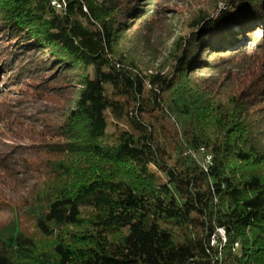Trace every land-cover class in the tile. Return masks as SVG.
<instances>
[{
  "label": "trees",
  "instance_id": "obj_1",
  "mask_svg": "<svg viewBox=\"0 0 264 264\" xmlns=\"http://www.w3.org/2000/svg\"><path fill=\"white\" fill-rule=\"evenodd\" d=\"M257 24L264 0H0V46L44 89L0 264H264V58L230 79Z\"/></svg>",
  "mask_w": 264,
  "mask_h": 264
},
{
  "label": "rangeland",
  "instance_id": "obj_2",
  "mask_svg": "<svg viewBox=\"0 0 264 264\" xmlns=\"http://www.w3.org/2000/svg\"><path fill=\"white\" fill-rule=\"evenodd\" d=\"M53 3L54 2H52L51 5L56 9H59V5H53ZM191 4L194 3L192 2ZM192 8L195 9V5L192 6ZM194 9H192V11ZM161 18V26L166 29V34L177 35L182 28H185L190 19V15L188 16L187 13H174L172 10H166L164 11V14L161 15ZM256 30H258V32ZM262 31H264V24L251 26L249 38L252 40L254 39V41H257L261 45L259 47L251 46L250 40L248 38L249 41L245 44V46L240 47L243 51L238 55L236 61L233 63V65H236V68L230 70V79L232 83L238 84L240 81H243L242 76L247 73H252V75L261 73L260 67H262L261 64L264 58V46H262V43L259 40H261V36L264 34H262ZM255 33L258 37L256 40ZM171 42L172 38H165V47L167 48ZM240 43H243V41H240ZM4 49L5 48L0 46V69L3 66L7 67L9 64V71L6 75L0 74V80L2 81V87L10 84V90H8L7 93H4L7 90L3 89V97H5L3 100L4 106L2 105L4 111L3 113L9 121H12L14 117L21 118H19V120H15L13 126L6 124L5 118L0 120V166H2V169H0V176L3 174L7 176L8 172L10 175V177L8 176L7 181L8 184L10 183L9 185L4 184V182H0V205L2 204L3 200L12 201L14 205L16 201L13 200L17 198L18 193L22 195V192L25 191V186L32 177L31 172L28 174H22V172H24L22 171L24 167L31 171L26 163L31 159L29 158L30 153L28 152V148H30L31 143L24 140L22 135L25 133H33L34 130L37 132L42 131L43 127L37 126V129H32L30 127V124H28L26 121L30 116L33 115H31L30 109L25 108V106L28 101H32L33 99L40 101V95L44 89L36 87V82H40L41 76H38V78L35 80L33 79V81L23 79L19 80L17 76L18 72L24 74L23 78L29 77L26 75L27 73L24 70L25 65L17 64L18 66L15 67L14 64H12L13 59L6 56L7 50ZM35 60H38L35 55H33L31 58H28L26 60L27 66H33L35 64ZM145 60L143 61L146 63L147 61ZM262 78L264 77L262 76ZM224 83L225 86H229V81L225 80ZM25 113L28 115V118H26ZM49 123L53 122L51 121ZM34 164H36V162ZM5 207L7 211L0 214V228L7 225L10 215H12L10 212L11 207H9L8 204ZM30 221L31 220L28 217L26 219V224L23 222V226H20L22 227L23 231L34 232L32 223H30ZM222 233L223 232H220L221 236ZM36 239L41 240L39 242L42 243V247H47L46 242H43L42 238L36 236ZM47 242L48 247L51 248L50 240H47Z\"/></svg>",
  "mask_w": 264,
  "mask_h": 264
},
{
  "label": "built area",
  "instance_id": "obj_3",
  "mask_svg": "<svg viewBox=\"0 0 264 264\" xmlns=\"http://www.w3.org/2000/svg\"><path fill=\"white\" fill-rule=\"evenodd\" d=\"M56 4L55 2L53 3V5Z\"/></svg>",
  "mask_w": 264,
  "mask_h": 264
}]
</instances>
